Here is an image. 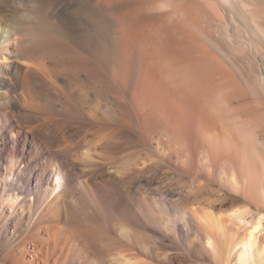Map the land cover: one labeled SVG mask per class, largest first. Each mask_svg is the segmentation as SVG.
I'll return each mask as SVG.
<instances>
[{
	"label": "bare ground",
	"instance_id": "6f19581e",
	"mask_svg": "<svg viewBox=\"0 0 264 264\" xmlns=\"http://www.w3.org/2000/svg\"><path fill=\"white\" fill-rule=\"evenodd\" d=\"M23 10L0 12V264H263L264 214L230 194L184 211L199 235L173 237L179 252H160L156 236L142 244L135 227L157 220L133 205L139 169L110 160L135 150L142 128L167 163H211L222 187L264 203V174L213 111L237 90L216 34L259 66L264 0H24ZM68 166L83 168L73 185Z\"/></svg>",
	"mask_w": 264,
	"mask_h": 264
},
{
	"label": "rangeland",
	"instance_id": "374dc122",
	"mask_svg": "<svg viewBox=\"0 0 264 264\" xmlns=\"http://www.w3.org/2000/svg\"><path fill=\"white\" fill-rule=\"evenodd\" d=\"M23 8L24 0H0V12L4 14H8L9 11L12 12L15 10L20 14H24ZM217 34V42L220 40L218 43L221 45L219 44L218 46L217 42L216 45L221 47L218 48L216 46L214 54L217 55L219 53L220 57L222 52V55L224 52H227L226 55L228 54V56L223 55V57H226L224 59L225 61L229 60V63L232 62L230 66H232L231 69L234 74L233 77L237 86V90L235 93L232 92V94L231 92H225L219 94V97L216 96L219 100L215 97L216 104L213 111L219 116L220 121L224 122V128H226V126L227 128L228 126L232 127L233 138H235V141L237 140V143L240 142V144L243 145L242 147L247 146L246 148L249 150L248 155H251V158H256L255 160L254 158L250 159V163L254 162L256 166H259L262 177L264 174V121H262L264 120V62L263 59H261L260 65L255 66L250 57L246 55L251 54V50L247 47V45L236 44L237 42L234 45V42L232 44L231 42L226 41L225 35L220 37L222 34ZM223 39H225V41ZM97 61L100 63L103 74L106 76L108 81L111 82V70L99 59H97ZM79 85L80 84L77 83L76 88ZM221 97L222 99H220ZM97 101L99 102V99ZM227 102L229 103L227 104ZM101 104L102 108H104V102ZM257 113L261 114H259V117L261 116V118L258 117ZM236 129H238V131ZM237 132L241 134V136ZM135 139L137 141V148L135 150H121L120 154L118 155L119 158L117 157V159L115 158L114 160L110 161H117L119 163L122 161L126 162L128 159L133 158L136 163V169H139H137V176L138 180L140 181H138V183L134 186L135 188H133L132 192L130 193V196L134 201L133 205L139 210L146 209L147 206L150 207L155 212L157 220L153 226H148L147 223L143 222L142 220V223L135 227L136 231L133 232V236H137L140 241L142 240V244H154L153 239L155 237L147 238L145 236H156L155 239L157 241L155 242L158 244L160 243V252H179L180 249L174 245L175 239L173 237L199 235V223L193 221H188V223H186L185 220L182 219L183 213H188L190 208L198 207L199 205L203 204L207 197H209L210 200H215L217 195L230 194L238 198V208L252 210L253 214H264V203L260 205H252L238 193L237 190L241 188V185H239L240 187L238 186L236 189L222 187L220 181L214 177L213 164L208 163L206 166L199 169L196 166H191V161H193V159L189 158L190 160L188 159V161H184L185 164L183 163V165L180 164L181 166L179 165V167H175L173 161H169V163L165 161L162 148L155 144V141H151L150 143L148 142L142 128L137 130ZM148 168H151V171H149ZM76 169H79L77 171L80 172V170L83 168L82 166H77ZM76 169L73 166H68V170L70 172L69 174L71 176V185H73L77 179ZM139 171L142 172L140 173ZM234 174L236 176L238 175V171L236 169ZM262 182L264 185V178L262 179ZM201 187L206 188V192L201 193ZM186 224H188V226H186ZM112 230L115 235L124 236L123 234H120L116 227L112 226ZM128 234L132 236L131 232ZM129 244L131 246L133 245L132 243ZM180 245L181 244H179V246ZM139 250L141 251V253L138 252L139 256L144 260H147L143 249L141 250V248H139ZM142 258L140 259L142 260Z\"/></svg>",
	"mask_w": 264,
	"mask_h": 264
}]
</instances>
